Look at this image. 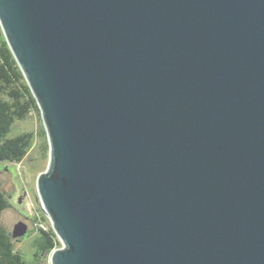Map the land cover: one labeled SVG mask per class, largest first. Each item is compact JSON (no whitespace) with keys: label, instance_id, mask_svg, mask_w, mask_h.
Returning <instances> with one entry per match:
<instances>
[{"label":"water","instance_id":"1","mask_svg":"<svg viewBox=\"0 0 264 264\" xmlns=\"http://www.w3.org/2000/svg\"><path fill=\"white\" fill-rule=\"evenodd\" d=\"M0 27L51 264H264V0H0Z\"/></svg>","mask_w":264,"mask_h":264},{"label":"trees","instance_id":"2","mask_svg":"<svg viewBox=\"0 0 264 264\" xmlns=\"http://www.w3.org/2000/svg\"><path fill=\"white\" fill-rule=\"evenodd\" d=\"M32 111L40 115L36 99L19 68L0 27V162L21 163L32 146L35 132H14L18 121L24 120ZM46 134L45 129L42 130ZM47 138V137H46ZM45 150L49 152L48 142ZM11 206L9 194L0 188V264H40L60 246L51 225L38 228L32 241L31 260L16 248L21 238L1 222L2 213Z\"/></svg>","mask_w":264,"mask_h":264},{"label":"rangeland","instance_id":"3","mask_svg":"<svg viewBox=\"0 0 264 264\" xmlns=\"http://www.w3.org/2000/svg\"><path fill=\"white\" fill-rule=\"evenodd\" d=\"M44 126L41 115L32 111L24 120L18 121L15 133L33 131L35 136L31 148L21 163L0 162V188L9 194L11 206L1 216V222L11 232L19 221L27 224V232L16 243V248L31 260L33 254L32 241L38 228L51 225L49 217L44 213L38 197L36 180L48 165L45 150L47 136L42 132ZM20 200V202H18ZM40 264H51L49 257Z\"/></svg>","mask_w":264,"mask_h":264}]
</instances>
